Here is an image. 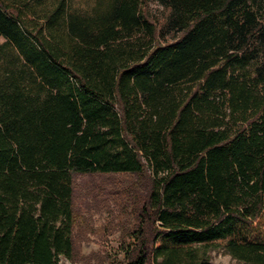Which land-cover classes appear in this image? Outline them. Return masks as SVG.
Listing matches in <instances>:
<instances>
[{"label": "trees", "instance_id": "trees-1", "mask_svg": "<svg viewBox=\"0 0 264 264\" xmlns=\"http://www.w3.org/2000/svg\"><path fill=\"white\" fill-rule=\"evenodd\" d=\"M102 1L0 0V264L74 261L83 175L126 177L119 264H264V0Z\"/></svg>", "mask_w": 264, "mask_h": 264}, {"label": "rangeland", "instance_id": "rangeland-1", "mask_svg": "<svg viewBox=\"0 0 264 264\" xmlns=\"http://www.w3.org/2000/svg\"><path fill=\"white\" fill-rule=\"evenodd\" d=\"M56 0H28L30 15L33 17L48 11ZM79 10L91 13L96 7V0H68ZM106 1H102L104 5ZM152 12L160 13L159 0H151ZM125 176L102 177L83 175L77 181L76 209L78 218L75 224L76 257L74 261L62 257L59 264H119L124 260V247L134 241L130 229L136 224L131 213L124 208L112 186L125 184ZM115 180V181H114ZM94 189H97L94 192ZM110 191L113 194L106 196ZM117 197V198H116ZM242 237L264 239V207L260 216L240 232ZM211 264H242L231 257L222 248L210 253Z\"/></svg>", "mask_w": 264, "mask_h": 264}]
</instances>
